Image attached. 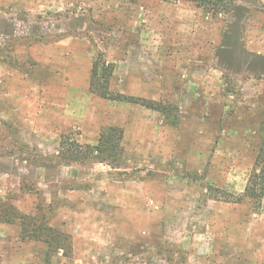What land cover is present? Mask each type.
Listing matches in <instances>:
<instances>
[{
    "label": "rangeland",
    "instance_id": "1",
    "mask_svg": "<svg viewBox=\"0 0 264 264\" xmlns=\"http://www.w3.org/2000/svg\"><path fill=\"white\" fill-rule=\"evenodd\" d=\"M236 31L250 51L264 0H0V205L27 217L0 264H264V83L217 57ZM94 63L138 103L93 94ZM111 127L119 168L59 158Z\"/></svg>",
    "mask_w": 264,
    "mask_h": 264
},
{
    "label": "trees",
    "instance_id": "2",
    "mask_svg": "<svg viewBox=\"0 0 264 264\" xmlns=\"http://www.w3.org/2000/svg\"><path fill=\"white\" fill-rule=\"evenodd\" d=\"M236 32H232L230 36H224L223 43L217 54L220 63L225 70L230 71L234 67H237L238 70L236 73H240V71L245 69L247 72L261 79L264 77V54L260 55L249 52L244 48L243 44L241 45V32ZM240 45L242 47H240ZM112 73V67H104V65L100 67L98 63H94L93 75L90 79L91 92L102 99L138 103L136 99L128 98L121 94L114 96L110 93L109 83ZM147 107L156 111H161L164 114L167 111V108L165 106L160 107V104L156 105L155 103H150ZM123 136V131L120 128L111 127L101 133L97 145H81L77 142H71V144L66 143L69 147L59 153V158L67 165L86 164L92 161L108 165L112 168H119L123 164L124 159V149L122 145ZM64 145L65 142L62 143V148ZM255 179L261 181L264 186V175L262 177V175L258 176L255 174L248 184L245 195L248 198H256V188L254 185L258 182H255ZM26 219L27 217L18 212L15 207L6 206L4 204L0 205V223H19L20 225H24Z\"/></svg>",
    "mask_w": 264,
    "mask_h": 264
},
{
    "label": "crops",
    "instance_id": "3",
    "mask_svg": "<svg viewBox=\"0 0 264 264\" xmlns=\"http://www.w3.org/2000/svg\"><path fill=\"white\" fill-rule=\"evenodd\" d=\"M256 34L254 31L250 32V39L248 40V47L250 49L249 52L256 53V54H264V36L262 38L254 37ZM259 36V35H258ZM254 78V77H251ZM256 80H251L252 82H260V84L264 83V77L261 79L254 78Z\"/></svg>",
    "mask_w": 264,
    "mask_h": 264
}]
</instances>
